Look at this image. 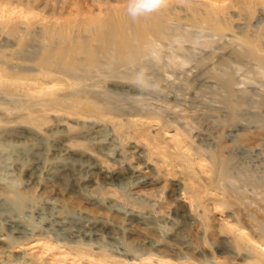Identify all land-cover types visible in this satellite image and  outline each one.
<instances>
[{
    "label": "rangeland",
    "instance_id": "1",
    "mask_svg": "<svg viewBox=\"0 0 264 264\" xmlns=\"http://www.w3.org/2000/svg\"><path fill=\"white\" fill-rule=\"evenodd\" d=\"M128 4L0 0V264L257 262L264 0H162L138 19L147 51L123 67L92 33ZM81 41L98 56L70 69L56 47ZM73 94L105 117L72 113ZM61 162L121 173L97 166L87 185L55 176Z\"/></svg>",
    "mask_w": 264,
    "mask_h": 264
},
{
    "label": "bare ground",
    "instance_id": "2",
    "mask_svg": "<svg viewBox=\"0 0 264 264\" xmlns=\"http://www.w3.org/2000/svg\"><path fill=\"white\" fill-rule=\"evenodd\" d=\"M127 12V11H126ZM155 12V10L154 11H150V12H145V13H143V14H141V15H143V17L141 16V15H138V16H136L135 18H136V20H135V18H134V20H133V18L131 19V15H129V13L127 12V13H125V12H122V13H120L119 15H117V16H115V17H112V16H108L107 18H105V19H103V20H101V22L100 23H96L98 26H96V24H94V26H96V27H94V26H92V28L94 27V29L93 30H95V32L93 31V33H92V36L93 35H96V37H97V39L100 41L99 42V45L97 44V46H99L101 49H103V51L105 52H108V53H110V56H108V57H111L112 59H114V60H117V61H119L120 62V64H122V66L124 67V65L126 66V65H128V61L127 60H130V62H131V64H132V61L134 62H136V60L138 61V59L137 58H139V56L146 50V48H148V46L147 45H149V43L148 42H152V41H149V38H148V34H150L149 33V30H148V33L146 32V29L144 28V27H142V26H140V23H142V25L144 24L143 22L145 21V19H146V21L148 22L149 20L148 19H154V17H152V14ZM139 17H142V18H145L142 22H140L139 23V21H138V19H140ZM142 20V19H141ZM145 21V22H146ZM151 21V20H150ZM87 27H89V26H87L86 25V28L85 29H87ZM96 28V29H95ZM88 29H90V28H88ZM87 29V30H88ZM158 29V28H157ZM129 31H131V33H129ZM160 31V30H159ZM161 32V31H160ZM95 33V34H94ZM157 33V32H156ZM156 33L155 32H152L151 34H155L156 35ZM159 33V32H158ZM160 35L161 34H157V36H159L160 37ZM80 37V36H79ZM95 36H94V38H96ZM159 37H157V39H159ZM167 37V36H166ZM165 37V38H166ZM163 38V37H162ZM81 39V38H80ZM64 40V39H63ZM77 40H79V39H77ZM80 41V40H79ZM68 42V41H67ZM66 42V43H67ZM83 41H81V42H74V43H71V44H68V46L65 44L64 46H66V47H64V48H61L60 47V45L58 46V47H60V50H59V48L58 47H56L58 50L57 51H59L62 55H60V53L58 54L60 57H62L63 56V59L64 60H62L61 58V61L63 62H65V63H67V64H69L67 67H69L70 69L72 68V66H74V64L73 63H75V61L74 60H76L75 58L77 57V56H79V55H81V53H86V56L84 55V57H87V60L85 59V61H87V63H88V65L90 64H92L94 61H95V59H96V56H98V54H93L92 52H91V48H92V46L91 47H89V48H87V49H84V50H82L83 49ZM87 44V43H86ZM90 44V43H89ZM150 45H152V44H150ZM85 46L86 45H84V48H85ZM88 46V45H87ZM86 46V47H87ZM90 46V45H89ZM62 47H63V45H62ZM96 48V47H95ZM53 50H54V48H52ZM51 49V50H52ZM150 49H151V47H150ZM86 50V51H85ZM56 51V52H57ZM147 51V50H146ZM48 52V51H47ZM93 52H94V47H93ZM52 53H54L53 51H52ZM45 54H46V52H45ZM57 54V53H56ZM47 55H49L48 53L46 54V56ZM55 55V54H54ZM53 55V56H54ZM106 55H108L107 53H106ZM143 55V54H142ZM52 56V57H53ZM55 56H57V55H55ZM54 56V57H55ZM48 57H50L51 58V51H50V55L49 56H47L46 58H45V56H44V62H45V65H47V64H49L50 62H49V59H48ZM83 57V58H84ZM106 57V56H105ZM144 57H145V54H144ZM41 58V57H40ZM58 58V57H57ZM110 58V60H112ZM146 58V57H145ZM144 58V59H145ZM78 59H80V58H78ZM107 59V58H106ZM109 59V58H108ZM52 60V59H51ZM50 60V61H51ZM59 60V59H58ZM100 60V59H99ZM104 61V60H103ZM127 61V62H126ZM143 61H145V60H143ZM57 62V61H56ZM63 62V63H64ZM116 62V61H115ZM130 62H129V64H130ZM146 62V61H145ZM64 63V64H65ZM73 64L72 66H70L71 64ZM108 63V62H107ZM127 63V64H126ZM80 64V63H79ZM79 64H77L78 66H80ZM97 64V63H96ZM100 64V63H99ZM114 64V63H113ZM124 64V65H123ZM85 65V64H84ZM103 65V64H102ZM76 66V65H75ZM91 67V66H90ZM121 67V66H120ZM119 67V68H120ZM75 68V67H74ZM121 69V68H120ZM62 70V69H61ZM63 70H64V68H63ZM66 71L68 72V70L66 69ZM72 72V71H71ZM64 73V72H63ZM66 73V72H65ZM68 73H70V72H68ZM71 75H72V73H71ZM69 77H70V75H68ZM74 76V75H73ZM74 77H76L77 78V76H74ZM113 86H115V85H113ZM123 87H126V90H128V89H130L131 88V86L130 85H128V84H125V85H123ZM74 95V94H73ZM76 95V94H75ZM74 95V97L73 98H71L70 97V99H69V104H70V107H71V110H72V113H74V114H79V115H88L89 113H88V111H92L93 113V115H95V116H100V118H101V116H102V114L99 112V114L97 115L94 111H96L95 109H97V108H95V107H97V106H95V104L93 103V101L91 100V99H85V98H82V97H79L78 95H76L75 96ZM88 98V97H87ZM97 103V102H96ZM98 105V104H97ZM99 106V105H98ZM100 107V106H99ZM101 108V107H100ZM98 111V110H97ZM102 112H103V110H101ZM91 114V113H90ZM91 114V115H92ZM104 116V115H103ZM103 116H102V118H103ZM105 117V116H104ZM99 118V117H98ZM110 119V118H109ZM112 119V118H111ZM32 123V122H31ZM117 123H115L114 125H116ZM119 124V123H118ZM122 125V124H121ZM120 128V127H119ZM97 166H101L102 167V169H100V172L104 175V177L106 178V179H108L107 181H109V180H112V179H115V178H117L118 176H119V174L121 173V170H118V169H114L113 168V170H112V168H109V166L108 165H106V163L105 164H103V166L101 165V164H97V163H95V162H93V163H88V164H85V163H80V164H78V165H76V167H72V170L70 169V167L68 166V163H66V162H61L60 163V165L54 170L55 171V173H54V175L55 176H61V175H63L64 173H65V171L67 172V171H71L72 173V176L76 179V181H82V180H84L82 183H85V184H87V185H91L92 184V182H93V178H92V175H91V173L94 171V169H98V167ZM67 169H69V170H67ZM48 172H51V171H48ZM53 172V171H52ZM130 172V171H129ZM128 172V173H129ZM53 174V173H52ZM125 174V173H124ZM120 177V176H119ZM73 178V179H74ZM106 179L105 180H103L104 182L106 181ZM80 181V182H81ZM75 182V181H74ZM126 213H127V217L129 218V220L131 219V221L132 220H141V222H142V220L144 219L143 217L144 216H140V214H138V213H135L134 211H129V212H127V211H125ZM126 213L124 214V215H126ZM178 213H175V215H177ZM178 216V215H177ZM174 219H172V221H173ZM54 222H53V224L54 225H57L58 227H62L63 228V223H64V221L63 220H59V219H57V220H53ZM260 221V220H259ZM261 223H262V221H261ZM264 223V222H263ZM18 223H15L14 225H12V227H14L15 229V232H20L21 230L18 228ZM260 225V224H259ZM93 226V225H92ZM92 226L90 227V228H92ZM240 226H242V225H240ZM95 228V227H94ZM263 228V227H262ZM264 228L263 229H261L260 231H261V233L263 234L264 232ZM85 231V230H84ZM83 231V232H84ZM83 234H85L86 235V232L85 233H83ZM88 234V233H87ZM262 234H261V236H262ZM238 235H239V233H238ZM260 236V237H261ZM263 236H264V234H263ZM262 238V237H261ZM249 239H251V238H249ZM248 239V240H249ZM261 241V240H260ZM263 242H262V245H260L261 243H259L258 244V241H256L257 242V244H258V248H255V246L252 244L251 245V243L249 244V245H251L252 246V251L254 252V253H258V254H260V255H258V254H256V255H258V257L256 258V260H255V262L257 261V262H260V263H264V252L262 253V251L264 250V249H262V247H264V239L262 240ZM251 242V241H250ZM253 242H255V241H253ZM248 244V243H247ZM255 244V243H254ZM250 246V247H251ZM249 247V248H250ZM257 247V246H256ZM250 249V250H251ZM256 262V263H257ZM255 263V264H256Z\"/></svg>",
    "mask_w": 264,
    "mask_h": 264
},
{
    "label": "clouds",
    "instance_id": "3",
    "mask_svg": "<svg viewBox=\"0 0 264 264\" xmlns=\"http://www.w3.org/2000/svg\"><path fill=\"white\" fill-rule=\"evenodd\" d=\"M161 3L162 0H129L128 13L133 18H135L136 16L145 12L154 11L160 6ZM134 84L141 90H145V88L140 87V81L138 77L135 78Z\"/></svg>",
    "mask_w": 264,
    "mask_h": 264
}]
</instances>
